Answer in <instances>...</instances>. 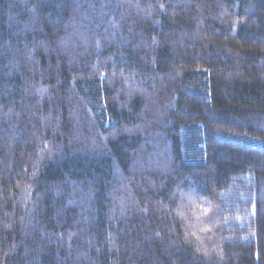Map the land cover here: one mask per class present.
<instances>
[{
  "label": "trees",
  "instance_id": "obj_1",
  "mask_svg": "<svg viewBox=\"0 0 264 264\" xmlns=\"http://www.w3.org/2000/svg\"><path fill=\"white\" fill-rule=\"evenodd\" d=\"M0 264H264V0H0Z\"/></svg>",
  "mask_w": 264,
  "mask_h": 264
}]
</instances>
